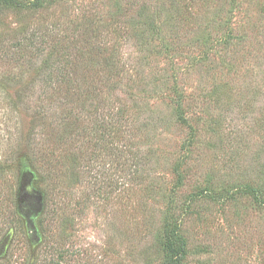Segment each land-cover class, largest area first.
I'll return each instance as SVG.
<instances>
[{
	"label": "rangeland",
	"instance_id": "374dc122",
	"mask_svg": "<svg viewBox=\"0 0 264 264\" xmlns=\"http://www.w3.org/2000/svg\"><path fill=\"white\" fill-rule=\"evenodd\" d=\"M9 1L0 264H264V0Z\"/></svg>",
	"mask_w": 264,
	"mask_h": 264
},
{
	"label": "trees",
	"instance_id": "16d2710c",
	"mask_svg": "<svg viewBox=\"0 0 264 264\" xmlns=\"http://www.w3.org/2000/svg\"><path fill=\"white\" fill-rule=\"evenodd\" d=\"M40 0H31V2L24 6L22 5L19 0H10L9 3L13 6L22 8V9H31L33 7H36V5H39ZM142 14H140L141 16ZM143 16V15H142ZM144 24V23H143ZM148 26L152 27V31H157L158 28L155 24L152 23H148ZM62 69H57V72L59 73V76H61V78L63 77L64 80H67L66 77V69H63L62 67H60ZM120 115L123 116L121 117L120 121L121 123L124 121L125 122V117L127 115L126 111L124 113L123 110L120 111ZM69 118H71V115L68 116ZM78 119V118H77ZM178 232L179 229L176 225H168V223L165 226V230H164V239L161 241L160 243V247L162 248L163 254L165 256V263L164 264H179L185 255L184 252V241L181 240V238L178 236ZM60 256L62 255L59 254ZM56 263V260L51 261L50 264Z\"/></svg>",
	"mask_w": 264,
	"mask_h": 264
}]
</instances>
